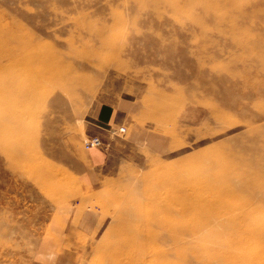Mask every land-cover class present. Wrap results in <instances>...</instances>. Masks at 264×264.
I'll return each instance as SVG.
<instances>
[{
  "label": "rangeland",
  "instance_id": "374dc122",
  "mask_svg": "<svg viewBox=\"0 0 264 264\" xmlns=\"http://www.w3.org/2000/svg\"><path fill=\"white\" fill-rule=\"evenodd\" d=\"M0 264H264V0H0Z\"/></svg>",
  "mask_w": 264,
  "mask_h": 264
},
{
  "label": "crops",
  "instance_id": "0c3cea01",
  "mask_svg": "<svg viewBox=\"0 0 264 264\" xmlns=\"http://www.w3.org/2000/svg\"><path fill=\"white\" fill-rule=\"evenodd\" d=\"M108 114L109 111H107V109L104 111L102 110V108L98 109L95 118L96 123L100 125L112 123L115 115L113 113H111V115ZM87 158L89 161V165H83V182L87 185V188L91 190H97L99 188L95 187V183H100L103 185L104 182H108V179L111 178L105 175L106 169H109L110 158L105 150L95 147L88 151Z\"/></svg>",
  "mask_w": 264,
  "mask_h": 264
},
{
  "label": "built area",
  "instance_id": "2783aa9c",
  "mask_svg": "<svg viewBox=\"0 0 264 264\" xmlns=\"http://www.w3.org/2000/svg\"><path fill=\"white\" fill-rule=\"evenodd\" d=\"M121 130L124 131L125 129L124 128H121ZM86 143H87V147L88 148H90V147H98V146H101L102 145V142H101V140H100L99 137H95L93 139H90Z\"/></svg>",
  "mask_w": 264,
  "mask_h": 264
},
{
  "label": "bare ground",
  "instance_id": "6f19581e",
  "mask_svg": "<svg viewBox=\"0 0 264 264\" xmlns=\"http://www.w3.org/2000/svg\"><path fill=\"white\" fill-rule=\"evenodd\" d=\"M107 145V144H106ZM96 148V147H95ZM92 149V148H91Z\"/></svg>",
  "mask_w": 264,
  "mask_h": 264
}]
</instances>
